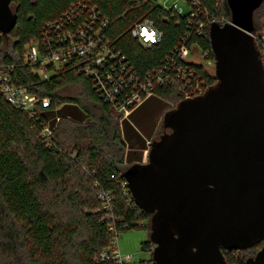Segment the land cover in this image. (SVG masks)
<instances>
[{"label": "trees", "instance_id": "1", "mask_svg": "<svg viewBox=\"0 0 264 264\" xmlns=\"http://www.w3.org/2000/svg\"><path fill=\"white\" fill-rule=\"evenodd\" d=\"M186 1L192 8L194 0ZM196 1L204 23L201 34L191 21V10L178 14L155 1L12 0L18 20L9 34L0 32V63L13 84L48 99L49 105L39 103L32 111L17 108L5 98L0 84V264H120L112 244L115 233L140 228L151 233V215L136 205L124 175L134 164L148 162L150 144L156 139L148 143L132 126L131 113L123 118L101 98L92 80L80 72L82 59L44 79L36 66L25 61L26 46L82 2L109 20L102 36L139 78L175 60L180 44L189 49L197 45L206 59L215 62L210 26L230 22L231 10L227 0ZM263 18L264 2L254 12L255 38H261L256 34ZM146 19L163 33L161 42L151 48L131 35L132 27ZM257 46L262 55L264 47ZM182 63L193 70L205 92L217 84L215 74L203 65ZM180 84L157 87L152 96L170 103L171 111L184 100ZM76 85L82 86L92 106L63 94ZM47 128L49 136L44 133ZM163 134L157 129L154 138ZM103 193L111 198V210L105 208ZM263 246L264 240L247 250H223V254L227 264H246ZM154 248L151 241L142 244L143 250ZM138 264H153V253Z\"/></svg>", "mask_w": 264, "mask_h": 264}, {"label": "water", "instance_id": "2", "mask_svg": "<svg viewBox=\"0 0 264 264\" xmlns=\"http://www.w3.org/2000/svg\"><path fill=\"white\" fill-rule=\"evenodd\" d=\"M11 2L0 0L4 35L18 20ZM263 2L227 0L231 21L209 30L217 84L167 112L148 162L124 175L151 215L153 264H227L223 250L264 240V63L253 34ZM246 264H264V246Z\"/></svg>", "mask_w": 264, "mask_h": 264}, {"label": "built area", "instance_id": "3", "mask_svg": "<svg viewBox=\"0 0 264 264\" xmlns=\"http://www.w3.org/2000/svg\"><path fill=\"white\" fill-rule=\"evenodd\" d=\"M147 1L159 3L161 0ZM199 7L200 3L194 0L190 15L191 21L197 23L198 34H201L204 23L199 19ZM164 8L173 9L178 14H185L183 8L179 7L177 3L171 8ZM108 24L109 20L104 18L95 7L82 2L74 4L59 19L46 26L40 40L32 41L26 46L25 61L36 66L38 74L47 79L50 72L60 70L75 59H82L83 64L80 67V72L92 80L94 88L101 98L110 103L123 118H127L135 107L154 95L157 87L181 83L178 92L183 95L184 100L205 93L203 83L195 81L193 70L182 63H191L188 61L191 49L185 44H180L177 48L175 60L172 59L167 65L142 79L134 74L133 67L126 62L125 57L102 36ZM142 25L148 27L149 32L155 30L154 43L149 41L146 44L142 41L139 35ZM131 35L145 48L159 44L163 38V33L149 19L136 23L131 29ZM255 40L258 45L262 43V41H258L261 40L260 38H255ZM263 44L264 40L261 44L264 47ZM262 55L264 58V49ZM0 84L5 98L17 108L32 111L39 103H42L44 107L49 105L48 99H40L30 94L25 88L13 84L7 68L1 63ZM44 133L49 136L51 130L47 128ZM101 198L105 201V208L111 210L109 195L103 193ZM118 238L119 235L115 233L112 242L115 247V257L120 264H132L133 256H127L124 260L118 250ZM105 255L103 253L101 257Z\"/></svg>", "mask_w": 264, "mask_h": 264}, {"label": "rangeland", "instance_id": "4", "mask_svg": "<svg viewBox=\"0 0 264 264\" xmlns=\"http://www.w3.org/2000/svg\"><path fill=\"white\" fill-rule=\"evenodd\" d=\"M159 3L162 4L161 6L167 8H171L174 4L177 3L179 7L183 8L185 14H187L191 9L186 0H161ZM261 26L262 30L259 31L256 35L258 37L261 35V38H263L264 40V18L261 20ZM263 40L261 39L258 41H262L263 43ZM188 61L193 62L195 64L203 65L211 74L216 73L215 62L206 59L202 53V50L197 45L192 46L191 54L188 58ZM63 94L80 97L83 102L92 106L91 102L84 97L83 89L80 85L67 88L66 90H64ZM165 118L161 122L162 124L158 125V133L165 132L162 128L164 126ZM154 139H158V137ZM147 241H150V233L148 229L140 228L137 230L125 231L121 233L118 238L117 247L124 260H126L127 256L132 255L133 259L131 260V263L138 264L139 262L149 260L152 257L153 252L142 249V244Z\"/></svg>", "mask_w": 264, "mask_h": 264}, {"label": "crops", "instance_id": "5", "mask_svg": "<svg viewBox=\"0 0 264 264\" xmlns=\"http://www.w3.org/2000/svg\"><path fill=\"white\" fill-rule=\"evenodd\" d=\"M171 104L158 98L149 97L131 112V124L149 143L154 139L158 125L161 124Z\"/></svg>", "mask_w": 264, "mask_h": 264}, {"label": "clouds", "instance_id": "6", "mask_svg": "<svg viewBox=\"0 0 264 264\" xmlns=\"http://www.w3.org/2000/svg\"><path fill=\"white\" fill-rule=\"evenodd\" d=\"M139 35H140L142 41L144 43H146V44L149 41H151L153 43L155 42V39H156V32H155V30H153L152 32H149L148 27H145V26L142 25L140 27Z\"/></svg>", "mask_w": 264, "mask_h": 264}]
</instances>
